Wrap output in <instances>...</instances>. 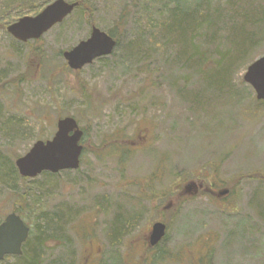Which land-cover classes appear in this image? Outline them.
I'll use <instances>...</instances> for the list:
<instances>
[{"label": "rangeland", "instance_id": "rangeland-1", "mask_svg": "<svg viewBox=\"0 0 264 264\" xmlns=\"http://www.w3.org/2000/svg\"><path fill=\"white\" fill-rule=\"evenodd\" d=\"M47 1L0 0V158L17 170L67 117L83 154L77 171L28 179L43 210L31 211L23 183L15 197L1 181L0 222L20 209L32 241L46 226L37 264H264V104L244 81L264 56V0H89L39 41L2 28ZM178 6L195 20L184 36L173 34ZM94 27L118 46L71 70L62 54ZM234 30L256 41L230 66L235 94L212 91L200 59L231 64L243 49ZM159 222L166 236L152 249Z\"/></svg>", "mask_w": 264, "mask_h": 264}, {"label": "water", "instance_id": "water-1", "mask_svg": "<svg viewBox=\"0 0 264 264\" xmlns=\"http://www.w3.org/2000/svg\"><path fill=\"white\" fill-rule=\"evenodd\" d=\"M78 6L79 3L55 0L37 15L24 16L9 25L7 33L21 43L39 41L52 28L63 23ZM116 45L110 35L94 27L89 39L62 55L71 70L80 71L100 58L111 56ZM244 81L256 93L257 101L264 103V56L247 68ZM83 136L74 118L59 120L57 132L51 140L36 142L27 154L16 160L19 175L25 179H35L43 173L79 170ZM166 230V225L161 222L152 226L149 238L151 247L158 246L164 240ZM29 235L30 228L24 220L16 213L9 214L0 224V262L8 256H22Z\"/></svg>", "mask_w": 264, "mask_h": 264}, {"label": "trees", "instance_id": "trees-1", "mask_svg": "<svg viewBox=\"0 0 264 264\" xmlns=\"http://www.w3.org/2000/svg\"><path fill=\"white\" fill-rule=\"evenodd\" d=\"M87 1L89 2V0H70L68 2L79 3V6L74 11V12H78L81 10L82 7L86 6ZM52 2H53V0H49V1L45 2L42 5V9L44 6H48ZM42 9L33 10L29 13L27 11H24V12L21 11L22 14H18L14 19H11V20H12V22H16L19 18L24 17L25 13H27L26 15H36ZM175 9H176V12H175L176 14H174V23L172 25V29L174 32L173 34H175V35L181 34L183 36L186 35L187 33L189 34L190 30H192L191 25L193 22H195V20H193V22H192L193 18L191 17L192 18L191 19L190 17H188V14H187L188 9L187 8H185V7L181 8L180 6H178ZM205 21L207 22V20H205ZM8 25L9 24L3 25L2 28L4 30H7ZM199 28L201 31V30L207 28V26L205 23H202L199 26ZM234 32H236V31L234 30L233 33H231V36L229 39V41H231L230 44L233 47L232 49H237V48H238V50H241L240 48H243V49L239 53H237V56L235 59H232L233 62L231 64L228 63L227 60L226 61L224 60V56H222L221 59L216 61V64H214L213 66H209L210 62H206L204 59H200V61H202V69L200 71V74L202 76H205L206 82L208 84H212V86L209 87L212 91L235 94L234 91H232L233 86H231L232 82L230 80L231 79L230 74L232 71L230 72V70H229V69H231L230 66L235 62L241 61V59L240 60L238 59L237 61H236V59L242 58L243 56H245L244 54L248 53L250 51V48L253 47L254 40L256 41L254 34H249L248 31H242L240 33L241 35H239V36H235ZM107 34L110 35L116 41V43H117L116 47H117L118 46V40L115 36V33L113 31H110V32H107ZM241 37H242V43H241L240 48H239L237 46V44L235 43V41L236 40L239 41L241 39ZM213 40H214V38H213ZM211 43H214V42H211ZM198 44H199L198 46L201 47L202 43H198ZM193 51H196L197 54H199L200 50H199V48H195V49H193ZM205 68H207V69H205ZM213 77H215V81L217 79H219V80L221 79L220 82H223L224 86H219L220 84L217 85V83L215 81L210 83L209 80H211ZM207 106H208V104H207ZM1 181L3 182V184H4L3 186L6 187V190L10 193V195L12 196V193H13L15 197H16V195H21V194H19V191L16 189L17 182L20 181L21 183H23L25 185V187H24V192H23L22 196H24L26 199H28V201H33V202H31V207H32L31 211H37V209L43 210V206H41V204L37 203V201L32 196L31 191L29 189H27L26 184L29 180L22 178L18 174V171L15 169V167L13 165V161L9 162L5 159L0 158V182ZM14 213H16L17 215L22 217L20 209L19 210L17 209L16 211H14ZM43 214L45 215V212H43ZM45 217L46 216H44V218ZM22 219H23V217H22ZM2 222H0V224ZM46 223L50 227V224L48 222H46ZM60 224H61V222H60ZM121 226L122 225H118V227H121ZM118 227H117L116 232L122 229V227L121 228H118ZM45 229H46V226L44 225L42 231L40 230L38 232L37 238L33 241L31 238L34 236V232H33V230L30 231L29 238L23 247V254L26 255L29 252L32 254V257L30 256L31 258L28 259L29 260L28 264H37V259H38L37 253L40 251V247H42L43 244L48 241V240L44 239ZM117 234H118V232L116 233V235ZM24 259H26V258L24 257ZM60 264H62V263H60Z\"/></svg>", "mask_w": 264, "mask_h": 264}, {"label": "flooded vegetation", "instance_id": "flooded-vegetation-1", "mask_svg": "<svg viewBox=\"0 0 264 264\" xmlns=\"http://www.w3.org/2000/svg\"><path fill=\"white\" fill-rule=\"evenodd\" d=\"M166 227H167V226H166ZM166 231H167V230H166ZM149 245H150V244H149ZM158 246H159V245H158ZM158 246H157V247H158ZM150 248L154 249V248H156V247H151V246H150Z\"/></svg>", "mask_w": 264, "mask_h": 264}]
</instances>
